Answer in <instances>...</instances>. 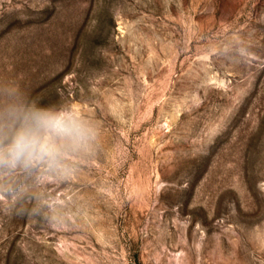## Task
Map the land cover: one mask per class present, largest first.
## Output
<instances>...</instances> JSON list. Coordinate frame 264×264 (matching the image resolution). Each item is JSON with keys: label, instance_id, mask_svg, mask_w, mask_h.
I'll list each match as a JSON object with an SVG mask.
<instances>
[{"label": "rangeland", "instance_id": "obj_1", "mask_svg": "<svg viewBox=\"0 0 264 264\" xmlns=\"http://www.w3.org/2000/svg\"><path fill=\"white\" fill-rule=\"evenodd\" d=\"M38 107L90 139L0 170V264H264V0H0Z\"/></svg>", "mask_w": 264, "mask_h": 264}, {"label": "clouds", "instance_id": "obj_2", "mask_svg": "<svg viewBox=\"0 0 264 264\" xmlns=\"http://www.w3.org/2000/svg\"><path fill=\"white\" fill-rule=\"evenodd\" d=\"M90 132L68 113L38 107L0 114V170L63 165V146L85 144Z\"/></svg>", "mask_w": 264, "mask_h": 264}]
</instances>
